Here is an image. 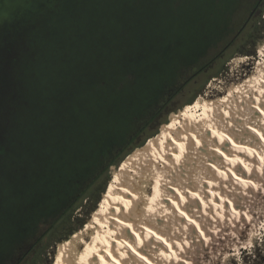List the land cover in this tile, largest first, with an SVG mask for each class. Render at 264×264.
<instances>
[{"label":"trees","instance_id":"trees-1","mask_svg":"<svg viewBox=\"0 0 264 264\" xmlns=\"http://www.w3.org/2000/svg\"><path fill=\"white\" fill-rule=\"evenodd\" d=\"M48 1L0 47V264L29 263L98 177L264 17V0ZM230 264H264V238Z\"/></svg>","mask_w":264,"mask_h":264},{"label":"bare ground","instance_id":"bare-ground-1","mask_svg":"<svg viewBox=\"0 0 264 264\" xmlns=\"http://www.w3.org/2000/svg\"><path fill=\"white\" fill-rule=\"evenodd\" d=\"M259 53L254 79L221 100L200 96L153 148L120 166L102 211L66 240L56 264H197L202 241L214 247L202 221L247 213L249 195L264 192V43Z\"/></svg>","mask_w":264,"mask_h":264},{"label":"rangeland","instance_id":"rangeland-1","mask_svg":"<svg viewBox=\"0 0 264 264\" xmlns=\"http://www.w3.org/2000/svg\"><path fill=\"white\" fill-rule=\"evenodd\" d=\"M41 1L0 0V11H2V15H0L1 49L7 38L13 39L18 24L23 22V19L28 21L38 12L41 13L38 10ZM51 1L53 0L48 2ZM247 11L248 7H243L235 20L242 23L246 19ZM263 43L264 17L256 26H252L249 23L244 27L241 35L236 38L233 45L222 57L217 59L211 70L205 73L202 72L195 80L185 86L183 91L176 97L172 106L176 110L165 116L164 121L147 130L148 134L155 133V135L149 137L144 145L135 148L129 153L118 166L113 165L108 173L105 172L99 176L85 193L84 196L87 198L80 201L82 206L76 209L70 218L68 217L55 225L52 232L44 240L40 250L28 257L29 263L25 262L24 264H56L59 253L67 240L61 239L67 237L70 231L75 230L69 238L73 237L88 221H94V214L97 211L98 213L102 211V205L109 194L110 184L120 166L153 148L159 141L163 127L171 122L174 117L188 109L200 96H205L206 100H210V98L218 95L217 99L221 100L226 98L239 84L241 86L254 79L259 72V60L262 58L259 49ZM254 50L256 55H248V52ZM154 181H152L153 185H150L152 182L149 184L153 193L156 192L155 188L158 186V182ZM240 190L238 188V192ZM262 190L260 188L261 192ZM245 205L249 209L243 207V212L247 210V213L245 212L246 214L239 218L238 216L235 217V215L227 214L225 216L223 213L213 212L210 214L211 220L209 222L203 219L202 225H205L204 227L210 232L211 242H214V247H210L213 246V244L209 245L210 242L208 247L206 241H202L203 245L199 247L200 250L194 253L197 264H230L233 259H241L244 251L250 250L264 238V192L261 194L252 192ZM37 206V202L34 199L30 204H26V209L31 212ZM228 212L230 213V211ZM20 223H17L19 228L23 226ZM182 228L184 229V227ZM210 228L212 229L210 230ZM196 231L198 232V229ZM197 236L200 238L199 233H197ZM189 238L190 240L192 239L191 235ZM191 251L194 252L192 249ZM7 264L12 263L7 262Z\"/></svg>","mask_w":264,"mask_h":264},{"label":"snow or ice","instance_id":"snow-or-ice-1","mask_svg":"<svg viewBox=\"0 0 264 264\" xmlns=\"http://www.w3.org/2000/svg\"><path fill=\"white\" fill-rule=\"evenodd\" d=\"M0 15H2V11H0Z\"/></svg>","mask_w":264,"mask_h":264}]
</instances>
